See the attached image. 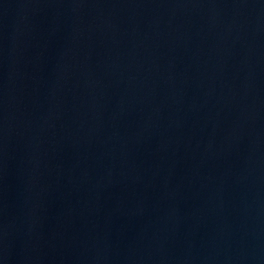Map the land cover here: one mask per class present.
Here are the masks:
<instances>
[{"label": "water", "instance_id": "1", "mask_svg": "<svg viewBox=\"0 0 264 264\" xmlns=\"http://www.w3.org/2000/svg\"><path fill=\"white\" fill-rule=\"evenodd\" d=\"M0 264H264V0H0Z\"/></svg>", "mask_w": 264, "mask_h": 264}]
</instances>
